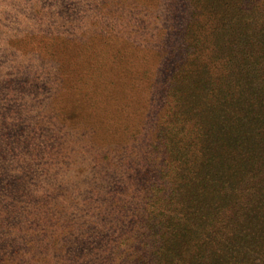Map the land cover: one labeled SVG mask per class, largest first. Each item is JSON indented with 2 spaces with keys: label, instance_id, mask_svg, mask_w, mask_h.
I'll use <instances>...</instances> for the list:
<instances>
[{
  "label": "rangeland",
  "instance_id": "374dc122",
  "mask_svg": "<svg viewBox=\"0 0 264 264\" xmlns=\"http://www.w3.org/2000/svg\"><path fill=\"white\" fill-rule=\"evenodd\" d=\"M248 1L0 0V264H156L161 221L191 207L187 261L211 221L209 256L264 264L260 184L222 188L201 218L213 206L195 178L162 175L169 80L209 59L206 76L251 70Z\"/></svg>",
  "mask_w": 264,
  "mask_h": 264
},
{
  "label": "trees",
  "instance_id": "16d2710c",
  "mask_svg": "<svg viewBox=\"0 0 264 264\" xmlns=\"http://www.w3.org/2000/svg\"><path fill=\"white\" fill-rule=\"evenodd\" d=\"M239 7L248 11L246 18L251 19L239 33L241 44L246 47L241 52L243 60L254 57L249 65L251 70L244 76H231L225 70L219 76H206L210 59L200 68L196 62L189 63L188 70L196 71V76H171L169 80L168 96L172 102H178V107L160 134L165 138L162 145L165 164L172 168L162 175L171 177L175 171L184 180L186 174L187 184L195 178L196 191L212 206L222 188L230 191L231 198L239 186L248 191L256 183L262 188L260 199L264 200V0H250ZM256 177L259 180L253 181ZM148 209L140 217L148 219ZM168 209L163 206L160 214L166 217ZM172 211L169 216L175 220L161 221L169 235L156 264H193L194 258L198 259L197 264H230L232 259L234 263H246L236 248L228 250V246L207 254L211 241H205L203 236L210 233L207 225L211 221L201 225L202 242L195 245L196 254L187 261L185 256L193 240L188 230L191 224L181 220L191 218L196 210L191 207L189 212L181 208ZM215 213L213 206V212L208 209L201 218H210ZM77 259L80 263L82 255ZM91 264L102 261L93 260Z\"/></svg>",
  "mask_w": 264,
  "mask_h": 264
}]
</instances>
